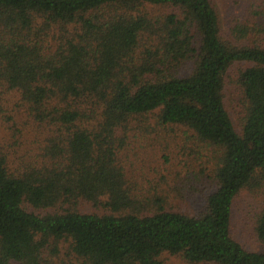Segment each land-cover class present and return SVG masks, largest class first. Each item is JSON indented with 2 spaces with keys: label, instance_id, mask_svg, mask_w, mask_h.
<instances>
[{
  "label": "trees",
  "instance_id": "1",
  "mask_svg": "<svg viewBox=\"0 0 264 264\" xmlns=\"http://www.w3.org/2000/svg\"><path fill=\"white\" fill-rule=\"evenodd\" d=\"M243 6L224 31L214 0H0V264H264V0ZM176 129L209 150L197 210L164 187ZM245 189L262 250L234 230Z\"/></svg>",
  "mask_w": 264,
  "mask_h": 264
},
{
  "label": "rangeland",
  "instance_id": "2",
  "mask_svg": "<svg viewBox=\"0 0 264 264\" xmlns=\"http://www.w3.org/2000/svg\"><path fill=\"white\" fill-rule=\"evenodd\" d=\"M244 0H214L221 22L222 30H227L229 25V16L233 14H242L244 10L243 6ZM236 71L232 72L228 79V90L227 94H237L236 92ZM231 96V95H230ZM230 106L237 107V101L229 99ZM239 116V112L237 113ZM233 117L236 121V114ZM177 134L180 136L188 137L185 141L183 149L177 152L176 156L169 155V163L167 165V171L162 168V171L167 177V185L164 186L168 192H170V202H174L182 207L188 208L190 210H197L200 206V198L202 193L214 185L212 178V167L211 163L208 161L209 150L200 142L196 141L195 138L187 136L188 134L183 129H176ZM141 142L135 144L133 148L129 149L125 154L128 159L134 160V172L135 175H139L140 178H147V180L154 181L153 177L155 174L154 168L162 167L163 157H158L155 155L157 148L155 147H145L140 145ZM141 146V147H140ZM185 162L186 165L189 163L196 170H203V176H200L198 181L187 185H177L175 184V176L177 171L181 169V164ZM189 162V163H187ZM144 176V177H143ZM179 187V191H178ZM183 194L180 198L176 193ZM186 193V195H184ZM176 195V196H175ZM260 197H257L256 192L253 190H243L235 200L234 203V230L239 241L248 249L251 250H262V245L257 240L255 235V218L258 210L260 209ZM167 264H188L182 261L178 257H170L167 260Z\"/></svg>",
  "mask_w": 264,
  "mask_h": 264
}]
</instances>
